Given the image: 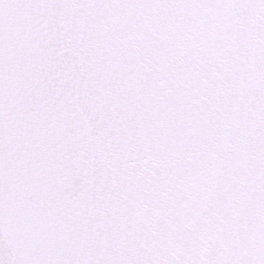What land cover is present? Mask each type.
I'll use <instances>...</instances> for the list:
<instances>
[{
  "label": "snow or ice",
  "instance_id": "obj_1",
  "mask_svg": "<svg viewBox=\"0 0 264 264\" xmlns=\"http://www.w3.org/2000/svg\"><path fill=\"white\" fill-rule=\"evenodd\" d=\"M0 264H264V0H0Z\"/></svg>",
  "mask_w": 264,
  "mask_h": 264
}]
</instances>
